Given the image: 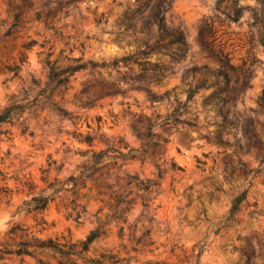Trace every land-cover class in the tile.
Returning a JSON list of instances; mask_svg holds the SVG:
<instances>
[{"label":"rangeland","instance_id":"obj_1","mask_svg":"<svg viewBox=\"0 0 264 264\" xmlns=\"http://www.w3.org/2000/svg\"><path fill=\"white\" fill-rule=\"evenodd\" d=\"M164 1L137 11L135 0H30L24 22L11 29L14 16L0 0V111L13 107L0 124V170L8 176L0 187L12 189L0 191L1 240L16 222L41 238L75 241L97 227L95 215L106 221L99 201L77 222L56 200L44 212L45 229L34 214L17 212L27 195L14 178L31 177L40 189L45 169L50 179L77 173L89 157L80 150L90 148L77 134L90 133L95 150L148 151L113 160L108 182L126 172L160 184L148 195L154 220L145 221L155 243L128 264H264V10L259 0H169L165 22L184 31L187 51L146 54ZM25 44L34 45L26 51ZM46 60L64 74L62 85L53 88ZM174 109L179 123L139 136ZM132 189L130 222L145 195ZM105 228L112 234L93 248L118 249L119 228L113 220ZM0 264L39 263L11 256Z\"/></svg>","mask_w":264,"mask_h":264},{"label":"trees","instance_id":"obj_2","mask_svg":"<svg viewBox=\"0 0 264 264\" xmlns=\"http://www.w3.org/2000/svg\"><path fill=\"white\" fill-rule=\"evenodd\" d=\"M7 0L8 11L14 16L15 22L11 29L21 26L24 22L25 6L31 7L30 0ZM150 0H135L134 9L140 11L148 5ZM259 3L264 10V0H259ZM170 7V1L165 0L158 5V11L155 13L154 22L157 26L158 36L153 44H147L149 51H161L168 47H176L180 53H186L187 40L184 31L179 28H171L165 22V13ZM11 31V30H10ZM264 46V36L261 40ZM34 44H25L23 48L28 51ZM218 55L224 61L228 59V55L219 50ZM27 57V52L22 53ZM182 55V54H181ZM182 57V56H180ZM50 70L51 84L53 88L62 85L66 78L62 80L63 73L58 71V66L51 60H46ZM69 73V72H68ZM264 100V96L262 98ZM264 105V102H263ZM64 111V110H61ZM181 111L174 109L170 114L162 117L156 115L160 122H150L147 133H139V136L144 138H152L155 134L152 129L156 126L168 127L171 124L179 123ZM13 118V107H7L0 111V124L9 122ZM158 120V121H159ZM100 127L97 134L100 133ZM96 134V135H97ZM158 136V135H157ZM77 137L89 145V149L80 150L83 155H89L87 162L79 168L77 173L70 175L65 179H58L57 177L50 179V168L42 171L44 174L42 180L46 184L45 187L38 189V185L31 177H17L15 182L21 186L17 192H26L27 198L24 199L18 207L17 212H24L25 214H34L36 216L37 225H48L44 218V212L49 205L56 200H60V205L68 212L69 216H73L77 222H80L87 213V205L90 201H99L101 205L98 213L108 210L105 222H99V217L95 215L97 227L82 240L66 239L64 237H47L41 238L30 231L20 223H14L7 231L5 238L0 239V261L10 259L11 256L24 257L29 256L37 260L39 264H121L130 263L138 260V255L145 252L144 247L153 246L154 240L151 237V228L145 226V221H152L156 215L155 208H151L150 199L148 195L153 193L154 187H160V184L154 180L141 181L137 176H130L126 172L123 175H115V182L107 181L110 175V169L116 165L113 160H135L142 159L139 153L145 155L148 151L146 149H135L126 145L128 152L124 153L118 150L115 146H108L106 149L95 150L94 143L96 136L90 133H78ZM155 154L160 148L158 142L153 143ZM114 153V154H112ZM52 163H56L52 161ZM50 163V165L52 164ZM0 181L8 179L7 174L0 170ZM94 181L96 188L90 186L87 188V181ZM130 190L128 191V188ZM132 187H136L145 192L141 195L142 210L140 215L134 222L129 221L131 211L133 209L134 199L129 198L133 193ZM82 188H87V193L82 196L79 191ZM0 191L8 195L12 193V189L8 184L0 187ZM239 200H236L237 203ZM1 204V197H0ZM235 206L233 211L237 210ZM152 214L148 218V214ZM41 215L40 218L37 217ZM113 220L115 226L118 227L117 236L120 239L119 248H103L96 250L92 244L101 237H107L112 234L110 228L105 226L109 221ZM126 229L129 230L126 233ZM139 233V234H138ZM152 251V250H151ZM23 262V260H22ZM145 264H159L152 260H145Z\"/></svg>","mask_w":264,"mask_h":264}]
</instances>
